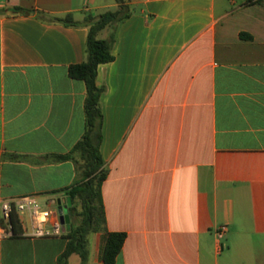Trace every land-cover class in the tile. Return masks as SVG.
I'll return each mask as SVG.
<instances>
[{"label": "crops", "instance_id": "obj_1", "mask_svg": "<svg viewBox=\"0 0 264 264\" xmlns=\"http://www.w3.org/2000/svg\"><path fill=\"white\" fill-rule=\"evenodd\" d=\"M125 3L115 60L97 77L106 227L127 234L114 264H264V0ZM117 10L0 0V264H58L65 251L69 228L34 238L28 213L6 237L1 206L35 197L70 216L77 165L55 157L86 134L87 88L69 70L86 61L88 20ZM68 15L79 25L49 21ZM105 243L89 237L88 264H106Z\"/></svg>", "mask_w": 264, "mask_h": 264}, {"label": "trees", "instance_id": "obj_2", "mask_svg": "<svg viewBox=\"0 0 264 264\" xmlns=\"http://www.w3.org/2000/svg\"><path fill=\"white\" fill-rule=\"evenodd\" d=\"M253 0H248L251 3ZM119 10L108 11L96 20H88L89 35L86 46V61L70 67L71 78L85 82L87 97L85 101L87 131L84 138L67 155L57 156V161H73L77 165L79 181L69 191V213L71 228L66 234L68 240L65 251L58 259V264H70V258L78 255L81 264H88L90 258L89 237L92 234L106 232V243L102 252V259L106 264L116 263L127 239L126 233L107 232L106 211L103 203L102 184L108 178V170L101 154L103 113L101 97L105 87L97 85L98 70L100 65L111 63L115 60L113 53L116 29L118 24L128 18L125 0H116ZM17 14L29 15L31 10L17 8ZM41 13L40 18L45 19ZM49 21L60 22L66 25H79L71 15ZM106 28L111 30L108 39H100L99 34ZM14 235L21 231L18 215H11Z\"/></svg>", "mask_w": 264, "mask_h": 264}, {"label": "built area", "instance_id": "obj_3", "mask_svg": "<svg viewBox=\"0 0 264 264\" xmlns=\"http://www.w3.org/2000/svg\"><path fill=\"white\" fill-rule=\"evenodd\" d=\"M2 223L6 237L14 235L11 215L16 213L18 217L29 214L32 237L34 238H54L64 235L65 226L60 220L58 209L42 208L35 197H22L16 200L4 201L1 206ZM20 219V217H19ZM20 223L22 221L20 219ZM228 227L223 225L216 231L219 240L225 238Z\"/></svg>", "mask_w": 264, "mask_h": 264}, {"label": "water", "instance_id": "obj_4", "mask_svg": "<svg viewBox=\"0 0 264 264\" xmlns=\"http://www.w3.org/2000/svg\"><path fill=\"white\" fill-rule=\"evenodd\" d=\"M58 212H59L60 220H61L62 224L64 226L70 225L71 224L70 216L64 212V209H63L61 203H59Z\"/></svg>", "mask_w": 264, "mask_h": 264}, {"label": "rangeland", "instance_id": "obj_5", "mask_svg": "<svg viewBox=\"0 0 264 264\" xmlns=\"http://www.w3.org/2000/svg\"><path fill=\"white\" fill-rule=\"evenodd\" d=\"M67 227H68L69 229L71 228L70 225H68ZM71 264H81V259H80V257L77 256V255L74 256V257L72 258Z\"/></svg>", "mask_w": 264, "mask_h": 264}]
</instances>
